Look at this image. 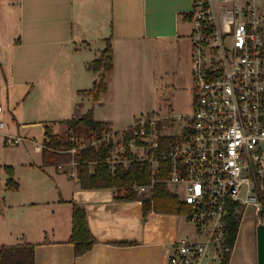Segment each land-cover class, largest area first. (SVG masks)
Wrapping results in <instances>:
<instances>
[{
    "label": "crops",
    "instance_id": "1",
    "mask_svg": "<svg viewBox=\"0 0 264 264\" xmlns=\"http://www.w3.org/2000/svg\"><path fill=\"white\" fill-rule=\"evenodd\" d=\"M191 9L192 0H0V105L7 100L13 112L12 104H23L18 119L23 129L43 124L27 109L34 104L38 113L66 110L69 120L92 111L94 119L121 129L143 110L158 112L152 88L137 82L145 77L136 57L146 59L154 79L157 65L155 59L151 65V56L157 53L173 52L176 66H184L193 33L187 17ZM108 43L112 69L95 71L93 63ZM101 80L107 89L96 97ZM145 94L143 107L135 109ZM37 152L43 166L23 163L33 178L27 197L9 196L21 192L22 184L14 165H4L5 171L12 168L9 179L18 189H6L0 206V246L33 245L35 264H168L173 242L192 232L184 214L145 216L141 200H118L114 188H82L70 177L78 172L73 154L51 164L43 151ZM76 205L85 208L95 238L82 255L70 241ZM259 224L250 241L241 244L240 222L229 264H258Z\"/></svg>",
    "mask_w": 264,
    "mask_h": 264
},
{
    "label": "built area",
    "instance_id": "2",
    "mask_svg": "<svg viewBox=\"0 0 264 264\" xmlns=\"http://www.w3.org/2000/svg\"><path fill=\"white\" fill-rule=\"evenodd\" d=\"M187 17L193 24L194 112L168 106L119 130L105 122L101 136H72L74 145L62 152L75 155L106 143L112 175L136 162L148 164L150 182L131 188L151 193L162 180L187 206L193 229L173 242L168 264H222L234 247L232 203L252 204L257 214L263 208L264 0H192ZM4 113L0 105V130L6 128ZM168 123L175 134L163 133ZM4 139L9 145L22 141ZM70 177L77 181L78 173Z\"/></svg>",
    "mask_w": 264,
    "mask_h": 264
},
{
    "label": "trees",
    "instance_id": "3",
    "mask_svg": "<svg viewBox=\"0 0 264 264\" xmlns=\"http://www.w3.org/2000/svg\"><path fill=\"white\" fill-rule=\"evenodd\" d=\"M113 66L111 43L102 52L100 58L93 63L95 71H110ZM107 84L101 80L95 86L94 92L96 97L105 92ZM105 122L94 119L93 112L89 111L82 115L67 121V129L61 137L53 135L50 128L45 131L44 154L48 163H59L65 160L64 155L71 154L62 152L70 149L74 145L70 141V137L92 138L102 135L105 129ZM109 146L106 143L91 145L81 149L74 155L75 161L78 162V181L84 189L98 188H114L116 189V199L118 200H141L143 202L144 215L154 212L184 214L187 212V206L176 195L171 193L167 184L160 180L155 185V189L151 193L139 194L131 188L134 183L139 185L150 182L149 167L146 163H134L132 168L116 175L110 172V166L106 160L109 155ZM93 164V166H92ZM6 171L13 176L11 167H7ZM167 172L163 173L160 178L163 179ZM8 188L12 190L18 189V183L10 178L7 182ZM260 199L263 208L258 214L259 219L264 220V192H261ZM241 222V206L239 203H232L231 214L228 219V229L231 244L234 245ZM70 241L75 245L76 255H82L89 251L95 243V238L90 230L88 217L85 208L82 206H74L73 211V231ZM228 256L222 264H229ZM0 264H35L34 246L31 244H22L15 246H0Z\"/></svg>",
    "mask_w": 264,
    "mask_h": 264
},
{
    "label": "rangeland",
    "instance_id": "4",
    "mask_svg": "<svg viewBox=\"0 0 264 264\" xmlns=\"http://www.w3.org/2000/svg\"><path fill=\"white\" fill-rule=\"evenodd\" d=\"M191 38L192 36L190 37V52L185 58V65L182 67L178 68L176 66V60L178 57H176L173 52L165 54H162V52L160 54L157 53V55H154V58L151 56V65L154 66L153 59H155V65H157L156 79L153 78L152 70L148 68L146 59L142 55L140 57H136V63L138 65L137 68L142 70L140 74L145 77L140 81L137 80V82H139L141 86L148 84L149 87L152 88L153 94L151 92L150 94L152 96V100H154L157 105L154 109L155 111H160L161 109L159 108L168 105L172 106L174 112L179 114L189 115L194 112L195 80L193 77V44ZM185 51L188 53L187 48H185ZM146 99L147 95L145 94L144 97L139 98V100H136L135 103L132 102L134 99L130 97L129 102L134 103L133 107L135 109H140L143 107ZM2 105L6 108L3 115V119L6 122V128L0 130V206L4 203L3 200L6 189L12 190L7 186L10 175L5 171L4 165H14L17 170L15 179L22 184L21 192H13L10 193L9 196L15 198H18V196L20 198H22V196L27 197V193L31 188V180H33V178H31L32 171L30 167L24 166L23 163L43 166L42 156L35 149L37 145L44 142L43 126H49L52 134H59L58 136L62 137L68 127L67 120L72 118L66 110H63L62 112H53V110L50 112L40 111L41 113H38V105L34 104L26 108L30 110L33 117L39 116L37 119H40L43 124H41L42 126L40 124V126L33 124L31 126L32 128L23 129L19 128L18 124V119L20 118L19 110L23 104H12L11 107L14 110L13 112L9 110L10 106L7 100L3 101ZM55 107L56 106H53L52 109ZM62 107L63 109L66 108V106ZM143 111L142 115L151 112H146L145 110ZM142 115L140 113L137 118ZM169 126L170 125L168 123L167 127L163 130V133L167 135L175 134L176 131L169 128ZM121 127L122 125H116L115 128L116 130H119ZM6 136L21 137L22 141L18 145H9L5 143L4 138ZM50 170L52 171V168ZM252 190L255 191L254 187H252ZM11 197L10 199H12ZM258 221L260 224L264 223V220L259 219L258 214L255 211V207L252 204H242L239 243L241 242V244H243L250 241L252 235L255 234L253 231ZM191 231L193 232L192 227Z\"/></svg>",
    "mask_w": 264,
    "mask_h": 264
},
{
    "label": "water",
    "instance_id": "5",
    "mask_svg": "<svg viewBox=\"0 0 264 264\" xmlns=\"http://www.w3.org/2000/svg\"><path fill=\"white\" fill-rule=\"evenodd\" d=\"M258 264H264V223L257 228Z\"/></svg>",
    "mask_w": 264,
    "mask_h": 264
}]
</instances>
